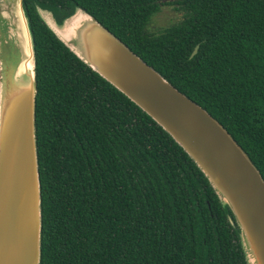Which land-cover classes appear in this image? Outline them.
I'll return each instance as SVG.
<instances>
[{"label": "trees", "instance_id": "trees-1", "mask_svg": "<svg viewBox=\"0 0 264 264\" xmlns=\"http://www.w3.org/2000/svg\"><path fill=\"white\" fill-rule=\"evenodd\" d=\"M35 5L57 22L75 6L89 13L222 125L264 181V0H22L35 62L39 264H245L232 213L200 169ZM162 7L176 20L149 30Z\"/></svg>", "mask_w": 264, "mask_h": 264}, {"label": "water", "instance_id": "water-1", "mask_svg": "<svg viewBox=\"0 0 264 264\" xmlns=\"http://www.w3.org/2000/svg\"><path fill=\"white\" fill-rule=\"evenodd\" d=\"M13 1L0 0V264H39L34 51L22 0ZM35 11L78 60L181 147L230 209L245 264H264V181L222 125L82 8L60 22L46 8Z\"/></svg>", "mask_w": 264, "mask_h": 264}, {"label": "rangeland", "instance_id": "rangeland-1", "mask_svg": "<svg viewBox=\"0 0 264 264\" xmlns=\"http://www.w3.org/2000/svg\"><path fill=\"white\" fill-rule=\"evenodd\" d=\"M16 0L13 1V5H16ZM176 20L175 13L169 8V7H162L157 13H155L148 25L149 30L156 31L159 28L165 27L170 22H173Z\"/></svg>", "mask_w": 264, "mask_h": 264}]
</instances>
